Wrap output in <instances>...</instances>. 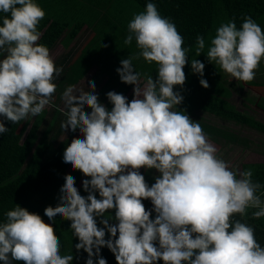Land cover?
I'll return each mask as SVG.
<instances>
[{
  "label": "clouds",
  "instance_id": "clouds-1",
  "mask_svg": "<svg viewBox=\"0 0 264 264\" xmlns=\"http://www.w3.org/2000/svg\"><path fill=\"white\" fill-rule=\"evenodd\" d=\"M0 14L2 134L10 130L4 120L18 124L44 112L64 69L38 43L46 12L36 0H0ZM127 29L124 44L135 40L139 51L121 59L116 72L122 83L134 85L130 101L110 90L109 108L95 81L87 82L90 90L68 85L61 93L66 110L60 128L79 132L62 160L86 177L87 195L65 174L58 203L44 208L52 223L15 204L0 221V262L73 264L78 257L60 254L53 227L61 217L71 222L76 251L87 253L85 264H108L101 253L105 247L116 264H264V246L247 223L249 210L252 219L264 218V185L253 180V169H234L218 156L201 124L178 108L185 99L183 69L191 46H183L176 25L152 2L133 15ZM204 49L205 38L197 35L196 55ZM206 57L231 78L250 83L264 59V29L248 15L239 28L235 18L221 23ZM141 58L155 62V79L148 75L142 81L133 64ZM204 69L203 62L191 60L192 73L208 88ZM142 168L156 170L151 185ZM110 210L114 215H106Z\"/></svg>",
  "mask_w": 264,
  "mask_h": 264
},
{
  "label": "trees",
  "instance_id": "trees-1",
  "mask_svg": "<svg viewBox=\"0 0 264 264\" xmlns=\"http://www.w3.org/2000/svg\"><path fill=\"white\" fill-rule=\"evenodd\" d=\"M68 1L69 0H59V3L51 5L50 3H46V0H36L46 12L44 19L41 20L38 25V30L41 32V38L38 43L46 45L49 50L61 39L65 43L70 42L82 29H84V26L89 28L93 23V21H89L93 17L94 20H98V23L100 21L107 23L102 29L108 27L109 21L115 20L112 10L110 11L111 20H107V17L110 16L106 14L107 10L102 12L112 0L103 1L105 2L104 5H106H101L99 10L97 9L93 14L86 13L87 10H90L89 7H86L84 13H82L78 7L73 9L72 4L69 5ZM133 1L137 4V10H132L133 12H130V14L145 11L146 4L149 2L156 4L161 16L170 18L176 25L178 32L184 38V47L195 46L197 35H202L204 38L207 36L209 31L213 28L216 12L217 14H225L228 20L235 18L237 28L240 27L242 18L248 15L264 29V0ZM80 12L82 13L83 19ZM123 12L124 10L116 12V19H118L119 16H124ZM76 17L81 18V20L71 21L74 19L76 20ZM0 24H2V20H0ZM117 24L119 29H117L116 32V40L112 44L118 56L115 68L120 66L121 59L133 55V51L137 48L135 40H133L131 45L124 44V38L128 30L124 27L125 23L117 21ZM104 40L108 45L112 41L108 38H104ZM89 44L90 42L85 45L84 53L89 47ZM137 50L139 51V49ZM108 52L110 53V51ZM112 55H114V53H111V56ZM190 59L191 56L190 53H188V62ZM133 64L134 66L137 64L138 67H135V70L142 74V81L143 78L148 75L154 76L153 78L155 79L157 67L155 62L148 64L141 58L139 60H133ZM67 69L68 68L65 69L64 73ZM76 72L77 71L74 72V68H72L73 75ZM81 75L82 72L79 75L76 74L74 79H77ZM263 85L264 82L253 81L249 83L252 89L258 91H261V88L258 87ZM133 89L134 85H128L119 80L115 91L127 96L130 101L133 98ZM178 89L180 90V86H177V89H175L174 86V90ZM215 95L218 97H215ZM184 96L187 95L184 94ZM188 96L191 95L188 94ZM203 96H199L198 101L188 103L186 106L187 109H185L187 114L196 109H201L233 122L236 125H245L264 134V122L256 120L250 115L234 108L233 105L225 100L228 98V94H220L214 89H209L205 97ZM105 105L109 108L112 106L108 100H106ZM178 108H181L180 105ZM52 112H54V114L50 117ZM47 113V110H44L42 114L33 117L28 129L27 126L31 116L26 121H21L18 124H13L10 121L4 120L5 126L10 130L7 133L0 134V221L5 219V212L14 208L15 204H20L29 211L40 214L44 221L52 223L49 221L48 217L44 215V208L48 205L55 206L58 203L59 189L64 183L65 174L73 175L76 179V187L80 191V194L87 195L82 187V180L86 177H84L79 170L72 169L70 172L67 171L68 165L62 160L63 151L67 144L71 142L75 133L70 130L64 133L60 128V122L64 120L65 117L63 111L58 107L53 106L51 108L48 119L46 117ZM208 128L213 129L211 127ZM210 131L213 133L217 132L216 129ZM204 132L209 136L207 130H204ZM63 134L64 136L61 137ZM219 134L221 135V133ZM232 139L233 141L236 140L235 137H232ZM246 169H253V180L259 181L264 185V162L242 163L241 170ZM145 201L147 203L145 205L146 208H151L152 205L150 200ZM110 211L111 213H106V215H114V210ZM250 213L251 210H249L247 223L255 227L256 239L261 246H264V218L254 220L251 218ZM235 218L239 219L240 217L236 216ZM70 223V221L63 220L61 217H56L55 223L53 224L55 234L61 241L60 254H72L74 257H78V259H74L73 264H85L87 253H84L83 250L80 252L76 251L74 245L78 243V238L72 236ZM101 253L107 259L108 264H116L115 257L109 249L106 247L102 248ZM0 264H2V262H0ZM14 264H23V262H14ZM159 264H163V261H159Z\"/></svg>",
  "mask_w": 264,
  "mask_h": 264
},
{
  "label": "rangeland",
  "instance_id": "rangeland-1",
  "mask_svg": "<svg viewBox=\"0 0 264 264\" xmlns=\"http://www.w3.org/2000/svg\"><path fill=\"white\" fill-rule=\"evenodd\" d=\"M61 1H63V0H61ZM103 1H106V0H69L68 4L69 5L72 4L73 9H76L78 7L82 13L85 12L86 7H89L90 10H87L86 13L93 14V13H95V11L97 9L99 10V7L101 5H104L105 2H103ZM46 3H50L51 5H54L55 3H59V0H46ZM61 3H63V2H61ZM104 6H102V7H104ZM136 7H137V4L133 0H112L108 4V6L105 7L104 11H102V12H105L107 10L106 14L110 15V11L112 10V12L114 14L115 20H111L112 19L111 15L107 17V20H111V21H109L108 27L106 29H102V27L107 25V23L102 22V21H100L98 23V20H94V17L91 18V20L89 21V22L93 21L92 25L89 28L87 26L86 27L84 26V31H83L82 35L75 38L72 42L74 43V45H76L77 43H79L81 41L90 42V44L88 45L89 47L87 48V50L84 53L88 62H90L94 65L97 64V66H98L99 61L104 62L105 60H108L109 67L113 68L114 70L116 69L115 67L117 65L118 56L116 55V49H114V46L112 44L116 40V32H117V29H119L117 21H121V22L125 23L124 27L127 29V24L133 18V15L136 13H139V12H136L134 14H130V12H133L132 10H137ZM121 10H124V12H123L124 16H119V18L116 19L117 18L115 16L116 12L121 11ZM140 12H143V11H140ZM82 13H81V16H82ZM55 14H58V13H55ZM119 14H121V13H119ZM82 19H83V16H82ZM77 20L79 21V20H81V18L76 17V20L74 19L71 21H77ZM228 21L229 20L225 16V14H222V13L217 14V12H216L215 17H214V22H213V28H212V30L209 31V33L205 37L204 53L202 52L199 56H197L196 55V45L191 47V51L189 52L191 59L185 65V67L183 69L185 74H186V82L184 85V92H182V94L183 95L185 94L187 96H184L185 99H184L183 103L180 105L181 109H187L186 106L188 105V103L198 101L199 96L204 95L203 97H205V94H206L207 90H209V89H214V90L218 91L220 94L227 95V92L231 91V87L233 86V84H235L237 86V88L243 87V84L241 83L242 81H238V80L231 81V82H233V84L231 82H228V76L229 75L226 74L225 72H223L218 65L210 63L206 57L208 46L210 44V38L215 35L216 28L219 27L221 23H227ZM127 34H128V31L126 32V35ZM104 38L111 39L112 40L111 43H109V45H108V43H106ZM107 49H108V51H110V53L107 51ZM64 51H66V49ZM137 51L138 50L136 48L133 51V53L135 54V53H137ZM111 53H114V55L111 56L110 55ZM192 59H198L205 64L204 77L203 78H205L208 81V83H209L208 88L202 87L199 83V79H200L199 75L192 73V71H191V60ZM135 67H138L137 64L135 65ZM93 69H95V67ZM155 73H153V74H155ZM256 76H264V59L261 60L260 67L258 70H256ZM233 79H235V78H232V80ZM255 79L253 81H255ZM119 80H120L119 75L116 72L113 75H110V82L108 84L109 88L110 89L113 88L112 90H116ZM235 85H234V87H235ZM100 87H101V83L99 84L98 82H96V91H98L100 89ZM175 89H177V86H175ZM87 90H90V89H87ZM106 91L104 88L102 91L103 93L99 97V99L101 98L100 100L103 103H106V100H107L105 98L106 97L105 94L107 93ZM188 94H190L191 96H188ZM215 97H218V96L215 95ZM225 100H227L230 103V101L228 99H225ZM231 100L233 101V103L236 106H238L237 108H241L242 106L245 107L246 113H248V115L255 118L256 120L264 122V91H262V90L261 91H258V90L254 91L253 89L250 91V89L247 88V91H245V90L241 91L240 97H235V98H232ZM62 101L63 100L61 98H59L58 100L55 99V104L59 103V105H61L60 107L64 108L66 105ZM61 102H62V104H61ZM46 109L50 110L51 104L48 105L46 107ZM88 111L90 112L91 109L89 108ZM201 112H203V111H201ZM53 114H54V112H52L50 114V117ZM189 115L193 120H197L201 124L202 128L204 130H207V132L210 130L216 129V131H217L216 133H225L226 128L228 127L230 130H232L233 133H237L238 135H240V137L238 136L239 139H241L243 137L248 138L247 140L249 142H248L247 146L244 143L237 142L238 140H236L235 142H231L229 144H221L220 143L219 153H225L228 151L233 152V153L232 152L229 153L230 154L229 159L232 161L231 167H234V168L236 167V168L240 169V163L243 161L245 162V161H254V160H264L263 158H259L258 156H256V154L257 155L263 154V150H264V134L263 133L256 131L252 128H249L245 125L233 126L232 123H228V120H226L225 122L223 121L224 123H218V125H219L218 126L219 130H218L214 126V125H216V124H214V122H209L206 120V118L203 119L200 117V116H202V113L197 114L195 111H193V112L191 111L189 113ZM195 116H197V118H194ZM217 117L219 118V116H217ZM2 118L3 117H0V120H2ZM221 119H223V118H221ZM31 120H32V118L30 119L29 122H31ZM223 120H225V119H223ZM208 127H211L213 129H210ZM208 133H213V132L210 131ZM77 136H79V133L77 134ZM248 149H250V151ZM68 168L71 170L70 165H68ZM148 181L149 180H147V182ZM45 222L48 223L47 221H45ZM61 255H64V254H61Z\"/></svg>",
  "mask_w": 264,
  "mask_h": 264
},
{
  "label": "crops",
  "instance_id": "crops-1",
  "mask_svg": "<svg viewBox=\"0 0 264 264\" xmlns=\"http://www.w3.org/2000/svg\"><path fill=\"white\" fill-rule=\"evenodd\" d=\"M83 31H84V29H82L75 38L81 36ZM74 39H72L70 42H67V43H65L61 39L59 42H57L55 44V46L52 49H50V54L55 59L57 67L63 66V69H64L61 77L55 81V83L57 84V91L54 94V96L52 97L51 108L53 106H55V107H58L62 111L66 110V106L63 108V107H60L61 105H59V103L55 104V99L58 100L59 98H61V93L63 92L64 88L68 85H74L77 90L84 89L87 91V89H89V86L87 84L88 81H95V83L98 82L99 84L101 83V87L97 91L99 93V97L103 93L102 91L104 88H105V91L107 90L106 92L113 89V88L110 89L108 84L110 82V75H113L115 73V70L113 68L109 67L108 60H105L104 62L99 61V65H98L99 67L97 66V64L94 65V64L88 62L86 59V56L84 54V48H85V45L88 44V42L81 41V42L77 43L76 45H74V43L72 42ZM65 49H66V51H64ZM3 57H4V53L0 52V59H2ZM94 67H95V69H93ZM66 68H68V69L64 73ZM72 68H74V72L77 71L74 75L72 73ZM84 68H85V70H84ZM81 72H82V75L80 77H78L77 79H74L76 74L79 75ZM255 78H256L255 79L256 82H264V76H256ZM234 80H236V79L232 80V78L230 76H228V82H231ZM231 83L233 84V82H231ZM241 83L243 84V87H238V88L235 84H233V86L231 87V91L227 92V94L229 95L227 99L230 101V103L237 110L246 113L245 107L242 106L241 108H237L238 106H236L233 103V101L231 100L232 98L240 97V93L242 90L247 91V88L250 89V91L252 90V88L249 86V84L244 83V82H241ZM234 85H235V87H234ZM258 88H261V90L264 91V85L261 87L259 86ZM253 90L255 91V89H253ZM62 102H61V104H62ZM104 104H106V103H104ZM88 109L89 108H86L85 111H88ZM45 110H47V112H48L47 116H46L48 119L49 118L48 114L51 112V109L48 110L45 108ZM201 111H203V110H201V109L195 110V112L197 114L202 113V116H200L201 118H203V119L206 118L207 121L214 122V124H216L214 126L218 130H219L218 123H224L226 121V120L221 119L220 117L218 118L216 115H214L212 113H208L205 111L201 112ZM246 114L248 115V113H246ZM31 118L33 120V117H31ZM194 118H197V116H195ZM228 123H232L233 126L236 125L235 123L230 122V121H228ZM30 125H31V122L28 123L27 129L30 127ZM78 133L79 132L77 131L74 134V136H76ZM63 136H64V134L61 135V137H63ZM238 136L240 137V135H238L237 133H233L232 130H230L228 127L226 128V132L221 133V135L219 133L218 134L209 133V136L207 135L210 142L213 143L217 147V149H218L217 155L220 156L225 161H227L230 166L232 165V161L229 159V156H230L229 153H231L232 151H228L225 153H219L220 143L221 144H229L231 142H235L236 140H238L237 142L244 143L247 146L248 142H249L247 140L248 138L243 137V138L239 139ZM232 137H235L236 140L233 141ZM248 150L250 151V149H248ZM256 156L264 159V154H258V155L256 154ZM257 162L263 163L264 160H254V161H245V162L243 161L240 163V170H241V164L242 163H257ZM232 168H234V167H232ZM71 170H72V168H71ZM71 170L69 168L67 169V171H69V172ZM141 172L145 175L146 180H149L148 181L149 185H151L152 183L155 182L154 181V175L156 174V170L152 169V170L145 171L142 168ZM143 203L145 205L147 204L146 201H143Z\"/></svg>",
  "mask_w": 264,
  "mask_h": 264
}]
</instances>
